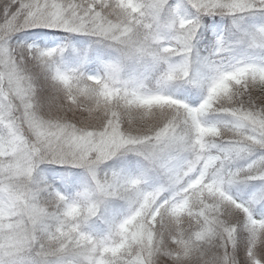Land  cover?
<instances>
[{
	"label": "snow or ice",
	"instance_id": "1",
	"mask_svg": "<svg viewBox=\"0 0 264 264\" xmlns=\"http://www.w3.org/2000/svg\"><path fill=\"white\" fill-rule=\"evenodd\" d=\"M0 264H264V0H0Z\"/></svg>",
	"mask_w": 264,
	"mask_h": 264
}]
</instances>
